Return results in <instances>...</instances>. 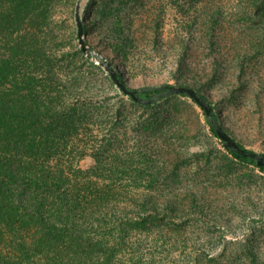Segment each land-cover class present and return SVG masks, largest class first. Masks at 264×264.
<instances>
[{
	"label": "rangeland",
	"instance_id": "374dc122",
	"mask_svg": "<svg viewBox=\"0 0 264 264\" xmlns=\"http://www.w3.org/2000/svg\"><path fill=\"white\" fill-rule=\"evenodd\" d=\"M76 4L62 0L57 22L90 93L111 97L133 137L164 124L144 131L141 149L166 144L137 164L152 187L118 211L117 263L264 264V171L232 157L191 98L145 106L125 94L82 49ZM80 16L87 46L139 96L165 85L197 89L234 139L264 154V0H82Z\"/></svg>",
	"mask_w": 264,
	"mask_h": 264
},
{
	"label": "trees",
	"instance_id": "16d2710c",
	"mask_svg": "<svg viewBox=\"0 0 264 264\" xmlns=\"http://www.w3.org/2000/svg\"><path fill=\"white\" fill-rule=\"evenodd\" d=\"M61 1L0 0V264H119L118 211L152 187L137 164L166 144L158 137L161 147L141 149L145 132L161 133L164 124L133 137L111 97L90 93L57 22ZM169 87L142 94L190 98L165 92ZM226 150L264 171L255 159ZM86 156L93 164L83 168Z\"/></svg>",
	"mask_w": 264,
	"mask_h": 264
},
{
	"label": "water",
	"instance_id": "95a60500",
	"mask_svg": "<svg viewBox=\"0 0 264 264\" xmlns=\"http://www.w3.org/2000/svg\"><path fill=\"white\" fill-rule=\"evenodd\" d=\"M82 0H77L76 4V23L78 28V38L82 45V49L84 51L93 53L98 60L106 67V69L110 73V77L113 79V81L118 85V87L127 95L131 96L135 101L142 102L144 104H151L154 102L157 98L161 97L163 92H159L150 98H143L138 95L137 90L132 89L129 87V85L123 81L120 80L119 77H117L116 70L110 66V64L102 57V55L95 53L92 51L86 44L83 35H84V23L80 16V8H81ZM165 92L169 94H184L190 96L191 99H193L196 103H198L206 112L207 116L211 120L212 124L215 127L216 133L220 140L223 141L224 147L235 151L243 156L251 157L256 160L257 165H264V154L258 153L255 151H250L248 149H245L241 147L236 139H234L229 132L224 128V126L220 123L219 120H217L213 114H212V107L208 103V101L198 93L197 89L195 90L192 87L185 86V85H179V86H170Z\"/></svg>",
	"mask_w": 264,
	"mask_h": 264
}]
</instances>
